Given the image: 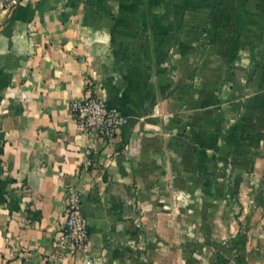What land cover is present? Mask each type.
Returning a JSON list of instances; mask_svg holds the SVG:
<instances>
[{
  "label": "crops",
  "instance_id": "crops-1",
  "mask_svg": "<svg viewBox=\"0 0 264 264\" xmlns=\"http://www.w3.org/2000/svg\"><path fill=\"white\" fill-rule=\"evenodd\" d=\"M89 96L127 119L92 170L70 112ZM226 159L252 213L240 234L216 216ZM70 183L90 247L62 264H220L219 243L264 264V0H21L0 16V264L50 257Z\"/></svg>",
  "mask_w": 264,
  "mask_h": 264
},
{
  "label": "built area",
  "instance_id": "built-area-1",
  "mask_svg": "<svg viewBox=\"0 0 264 264\" xmlns=\"http://www.w3.org/2000/svg\"><path fill=\"white\" fill-rule=\"evenodd\" d=\"M21 0H0V16H11ZM71 116L79 130L87 137L84 147L83 168L95 167L98 145L114 140L117 131L127 119L119 110L110 107L101 97H84L70 104ZM64 224L51 241V255L42 264H62L88 251L90 234L82 212L81 193L73 183L67 185Z\"/></svg>",
  "mask_w": 264,
  "mask_h": 264
},
{
  "label": "rangeland",
  "instance_id": "rangeland-1",
  "mask_svg": "<svg viewBox=\"0 0 264 264\" xmlns=\"http://www.w3.org/2000/svg\"><path fill=\"white\" fill-rule=\"evenodd\" d=\"M222 162L223 163L219 169L220 173L218 174V178L220 179L218 182L220 183L221 187L225 190V194L222 196L223 202H221L223 211L220 214L216 213V216L220 215V217H222V220L225 221V225H228L229 222L233 220L241 222L240 225L242 226V228L241 227L238 228L239 234H240V232H242V230L244 229L243 223H245L246 220L249 218L248 215L252 213L246 209L247 202H246V195L244 191H241L240 187L234 188L235 186L234 181L231 179L232 177H231L230 160L226 159ZM191 230L196 233L198 229L193 228ZM220 230H221L220 234H219V231L217 230L215 231L216 235L222 236V232H223L228 236L230 233L229 226H227L226 229L222 228ZM204 231H205V234L209 236L214 233L213 228H205ZM194 246L195 248L190 250L191 254L197 250L196 248L197 245H194ZM209 247L210 248L208 249L209 251H211V253H216L218 256L227 255L226 259L221 261L220 264H230L231 262L235 264L234 255L237 253V249L235 246H232L230 244L219 243V244H210ZM194 263L195 262L192 259L191 260L187 259V261H185V264H194ZM207 264H219V262L218 261L214 262L212 260H209L207 261ZM236 264H240V263L236 262Z\"/></svg>",
  "mask_w": 264,
  "mask_h": 264
}]
</instances>
